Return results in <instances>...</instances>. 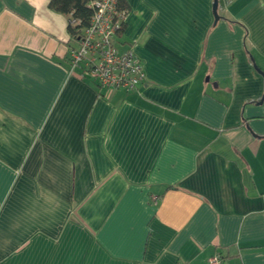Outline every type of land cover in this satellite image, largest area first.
<instances>
[{"label": "crops", "instance_id": "crops-1", "mask_svg": "<svg viewBox=\"0 0 264 264\" xmlns=\"http://www.w3.org/2000/svg\"><path fill=\"white\" fill-rule=\"evenodd\" d=\"M124 1L145 78L107 93L0 0V264H264V0Z\"/></svg>", "mask_w": 264, "mask_h": 264}, {"label": "built area", "instance_id": "built-area-1", "mask_svg": "<svg viewBox=\"0 0 264 264\" xmlns=\"http://www.w3.org/2000/svg\"><path fill=\"white\" fill-rule=\"evenodd\" d=\"M87 6L91 10L88 25L71 36L75 45L68 50L70 67L81 64L84 73L107 93L135 89L145 78L141 61L131 48L120 51L115 41L127 9L120 8L117 0H89ZM208 264H222L220 255L210 256Z\"/></svg>", "mask_w": 264, "mask_h": 264}, {"label": "trees", "instance_id": "trees-1", "mask_svg": "<svg viewBox=\"0 0 264 264\" xmlns=\"http://www.w3.org/2000/svg\"><path fill=\"white\" fill-rule=\"evenodd\" d=\"M89 0H48V7L58 13L64 14L69 20L68 30L72 37L88 25L91 10L87 3ZM120 8H125L124 0H117ZM75 20V23H70Z\"/></svg>", "mask_w": 264, "mask_h": 264}, {"label": "water", "instance_id": "water-1", "mask_svg": "<svg viewBox=\"0 0 264 264\" xmlns=\"http://www.w3.org/2000/svg\"><path fill=\"white\" fill-rule=\"evenodd\" d=\"M217 0H215V2H214V11L216 10V5H217Z\"/></svg>", "mask_w": 264, "mask_h": 264}]
</instances>
